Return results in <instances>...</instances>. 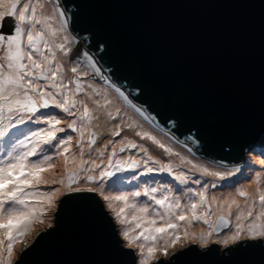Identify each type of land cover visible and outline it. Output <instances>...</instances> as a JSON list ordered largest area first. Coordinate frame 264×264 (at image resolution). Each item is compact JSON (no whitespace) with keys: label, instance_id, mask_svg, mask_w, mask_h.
I'll list each match as a JSON object with an SVG mask.
<instances>
[{"label":"water","instance_id":"95a60500","mask_svg":"<svg viewBox=\"0 0 264 264\" xmlns=\"http://www.w3.org/2000/svg\"><path fill=\"white\" fill-rule=\"evenodd\" d=\"M55 2L80 49L174 141L223 166L264 144V0ZM158 261L264 264V241L189 244ZM13 264H136V256L97 193L81 190L60 198L53 223Z\"/></svg>","mask_w":264,"mask_h":264},{"label":"snow or ice","instance_id":"6c2138e0","mask_svg":"<svg viewBox=\"0 0 264 264\" xmlns=\"http://www.w3.org/2000/svg\"><path fill=\"white\" fill-rule=\"evenodd\" d=\"M47 3L48 0H0V264H13L14 245L22 243L34 225L43 223V217L60 193V188L41 192L38 186L57 183L69 192L86 190L101 195L120 228L122 240L127 247L138 249V264H150L157 253L167 256L169 248L185 241L199 243L202 247L213 242L227 247L243 239L264 240V190L257 188V195L250 197L247 191L238 189L236 195L244 198V205L241 206L235 197L226 198L217 204V208L221 213L227 208V216L216 215L212 220L210 217L214 213L206 192L218 185L215 181L209 184L202 177L225 180L234 173L212 171L183 156H180L181 164L191 165L189 172L192 174L174 172L171 163H163L154 157L144 143L124 136L125 129L132 130L140 141H150L165 154L179 156L151 132L140 130L142 125L139 123L124 121L119 108L115 115L108 111L113 102L105 95L107 89L102 92L88 83L86 87L91 91L86 90L81 75L90 76L92 80L99 77L144 121L152 123L141 108L108 81L87 52L83 53L82 60L78 59L71 68H66L62 60L69 57L75 39L66 34L68 18L61 10L62 6L53 0V12L46 14ZM56 22L58 27L53 26ZM57 39H60L59 43ZM58 53H63V58ZM75 54L80 55L79 48L75 49ZM81 63L89 71L81 73ZM67 72L74 74L73 77L69 78ZM89 101L93 107L89 106ZM51 109L59 111H43ZM96 113L105 114L108 121L121 119V123L111 127V139L107 143L94 148L97 134L91 129L92 121L99 119ZM66 129L79 133L75 146ZM61 133L65 135H59ZM73 147L79 153L78 162ZM85 149L87 159L84 158ZM53 151L55 156L63 158L65 171L58 180L47 181L41 173L55 167L54 156L48 154ZM126 152L131 154L119 155ZM188 152L192 149L188 148ZM70 162L71 168L68 167ZM126 172L131 173L132 181L155 172L168 173L177 185H198L199 190L185 187L182 191L185 199L198 197L199 200L186 206L190 213L186 215L181 198L172 195L171 189L164 186L106 195L105 181L114 186L122 180L118 174ZM196 172L201 178L195 177ZM85 182L93 186L81 189L79 184ZM138 197L147 199L141 203L136 200ZM216 203L213 198L212 204ZM154 206L164 211L159 212ZM199 208L207 210L198 213ZM157 217L162 223H157ZM229 217L234 218V224ZM193 221H203L209 230H202L198 235L184 231L181 236L180 222L190 225ZM221 228L230 234H219ZM214 234L218 235L213 241ZM157 264H163V261Z\"/></svg>","mask_w":264,"mask_h":264},{"label":"rangeland","instance_id":"374dc122","mask_svg":"<svg viewBox=\"0 0 264 264\" xmlns=\"http://www.w3.org/2000/svg\"><path fill=\"white\" fill-rule=\"evenodd\" d=\"M22 2H24V1H22ZM47 5H50V7H49V13L51 14L53 12V0H48ZM57 24H58V22L54 23L53 26L55 27ZM67 33H68V36L74 38V36L72 35V33L70 32L69 29H67ZM59 42H60V39H57V43H59ZM74 46H75V43L72 45V47L70 49V55H69V57L63 58V53H61L62 54L61 57L63 58L62 61L65 63L66 68H71L74 65V63L77 61V59L72 58L73 52L75 50V47ZM80 71H81V73H83L85 71H89V69L87 68L86 65H84L83 63H81ZM73 75L74 74H72L71 72H67V76L69 78H72ZM81 81L85 84V87L87 86L88 83H92L96 88H98L102 92H104V89H107V92L105 93V95H107L108 99L113 102L112 105L108 108V111L112 112L115 115V110L117 108H119L121 110V117H122V119L124 121H127L128 123L137 122L140 125H142V129H140V130L149 131V132H151L152 135H153V133L155 135H157L156 138L158 140H161L166 146L171 147L174 150L175 153H179V156L176 155L178 158H180V156H183V157L186 158V160H192L193 163H195L197 165L207 166L210 169L215 170L217 172H221V173H225V174L228 173V172H233L234 173L233 176H231V177H229V178H227L225 180H222L223 182H221L219 180V178L217 177L218 178V181H215V182L217 183L218 187H216V188H209L208 190H210L211 192L221 191L222 189H220L219 186H221L223 183L229 182L230 180L238 179V182H240V180H243V178L247 174L245 176L241 177V178H237V177H239V175H241L242 172L243 173L245 171L246 172H249L250 169H251L250 167H254L255 168L254 170H257L258 168H260V170H263V172H264V146H262V147H259V146H253V147H251L246 152L245 159H244V164L240 168H237V167H227V166L225 167L223 165H218L216 163H213L212 161L206 160V159H204V158H202V157H200L198 155H195L193 152L189 153L187 147L181 145L180 143H177L176 141H174L168 135H165L162 131H160L156 127H154L152 123L149 124L147 121H144L143 117H141L138 113H135L134 109L130 108L127 104H125L123 102V98L122 97H119V94L118 93H115L114 89L108 88L107 85L104 84V81L101 80L99 77H97L95 80H92L90 76H83V75H81ZM71 87H74V85H71ZM86 89H87V87H86ZM43 111L58 112L59 110L51 109V110H43ZM60 115L63 116L64 114L63 113H60ZM96 115H98V114H96ZM67 119L70 120L71 117H68ZM97 121L98 120L92 121V124L94 122V125H96ZM106 121H107V123L105 124L106 127H112L115 123H121V119H117L116 121H108L106 119ZM61 126L63 127L64 125H61ZM28 127L34 128L35 126L34 125H28ZM91 130L94 133L97 134V144L93 146L94 148L100 147L101 145L107 143L108 139H111V136L108 135V131L109 130H104V129H99L98 130L97 127H94ZM131 132H132V130L125 129L123 135L124 136H127V137H129V139H131L132 136H134L133 133H131ZM66 133L68 135H70V136L73 137L72 144H73V146H75L76 140L79 138V136L76 134V132H72L70 129H66ZM59 135L63 136L65 134L64 133H61ZM85 136L87 137V133H85ZM140 143H142V142H140ZM143 143L145 145H150V147L152 149H154V148L155 149H158V150L160 149V148L156 147L155 145H152L151 142H149V141H143ZM117 147H119V144L117 145ZM72 151L75 152L76 155L79 154L76 151V148L75 147H73ZM149 152H151V151H149ZM48 154L53 155L55 157L54 158V161H53L54 162V165H55L54 168L56 169L54 175L57 176V180H58L64 174V171H65V168L63 170H61L60 169L61 167L59 166V163L63 162L62 161L63 159H59L58 160V164H56L57 159H56L55 153H48ZM130 154L131 153L126 152V153H120L119 155L121 157H123V156H127V155H130ZM84 158L85 159L88 158L87 149H85V157ZM93 158H95V156H93ZM78 161H79V159H77V162ZM97 162L99 163V160H97ZM68 167L69 168L73 167L71 162L69 163ZM185 168L186 169H190L191 168V165L185 166ZM237 169H239V171H236ZM192 172H195V169H192ZM128 173L129 172H126V173H123V174H118V175H121L122 176L121 182L118 183V188L117 189L114 188L115 190L120 191V192H117L118 194H121L122 192L125 193V191H127L126 190V184H127L128 179H129ZM97 174L98 173H93V175H97ZM189 174L191 175L192 173L189 172ZM59 175H61V176H59ZM55 176L52 177V178H49V177L46 176V180L47 181H51V180L55 179ZM143 177H144L145 185H147V186L156 187V186H154L155 184L156 185H160V186H163V185L164 186H167V185H170L172 183V182H169L168 181L169 179H167V177L163 173H161V172H155V173L147 174V175H144ZM195 177L196 178H199L200 177V174L198 172H196L195 173ZM204 181L205 182H208L209 184H211L213 182L212 181V178H209L207 176H206V178H204ZM89 186H93V185H91V184H89L87 182L80 183L79 184V187L80 188H83V189H86ZM73 187H76V186L74 185ZM190 187L193 190H195V185L194 184H192ZM51 188H60V193H64V194L67 193V192H69V191H67L65 188H63L58 183L57 184H48V185H39L38 186V189L41 192L48 191ZM109 188H112V186L109 185L108 181H105V194L106 195H108L106 192L109 191ZM60 193H57V196L55 197V203L51 206V208L49 209V211L43 217V223H37L36 225H34L31 233L29 235L25 236L23 242L22 243H17V245L15 247V250L13 252V256L11 258L12 259V262L17 257V255H18L19 251L22 249V247L25 246L26 244L30 243L36 237V235L39 232V230H41L45 226L51 225L53 223L58 201L64 195V194L61 195ZM95 193H97V192H95ZM97 195L101 199L102 204L106 208V211L111 216V218H112V220H113V222L115 224V228H116V230H117V232H118V234L120 236V228L117 226V224L115 223V221L113 219V216H112L111 212L106 207V202L102 199L101 195H99L98 193H97ZM190 201L192 202L193 199L190 200ZM220 214H222V213L214 214L210 218L212 220H215L216 215H220ZM229 220H230V222H232L231 217H229ZM207 230H209L208 229V226H207ZM219 234H230V233L227 232V229L221 228ZM217 235L218 234H214L211 239L214 241L216 239V236ZM120 238H121V236H120ZM122 244L127 247L126 243L123 240H122ZM189 244H194L198 248H201L202 247L199 243H191L190 241H185L183 244H177L175 247L169 248L168 249V255L167 256H162L159 253H157L156 254V259L153 260V261H151L150 264L157 263L159 257L168 258L171 253H173V252H175V251H177L179 249H182V248L186 247ZM214 244H216V243H214ZM216 245L218 246V249L219 250L222 249L223 247H225L224 245H221V244H216ZM131 249L133 250V252H134V254L136 256V264H138V249H136V248H131Z\"/></svg>","mask_w":264,"mask_h":264},{"label":"bare ground","instance_id":"6f19581e","mask_svg":"<svg viewBox=\"0 0 264 264\" xmlns=\"http://www.w3.org/2000/svg\"><path fill=\"white\" fill-rule=\"evenodd\" d=\"M24 2H26V0H22ZM49 7L50 5H46V14H50L49 13ZM51 9V8H50ZM52 12V11H51ZM59 24H57L55 27H58ZM68 35V33H66ZM75 37V36H74ZM76 38V37H75ZM75 49L76 48H79V53L80 55L77 56L75 54V50L73 52V55H72V58L74 59H81L82 60V57H83V53L84 52H87L85 50H83L82 48L80 49V46H79V43L77 41V43L75 42ZM58 56L61 57L62 54L61 53H58ZM63 62V61H62ZM96 63V62H95ZM97 65V63H96ZM71 67V66H70ZM97 67L99 68V66L97 65ZM100 69V68H99ZM101 70V69H100ZM102 72V71H101ZM105 77L106 75L103 74ZM71 87V85H70ZM87 91H91L90 89H86ZM89 106L90 107H93V105L91 104V102L89 101ZM98 114L99 116V119L96 123V125H94V122L92 124V128L94 127H97L98 130L99 129H104V130H109L108 131V135L109 132H110V129L111 127H106L105 124L107 123L106 119V115L103 114V113H96ZM132 133V132H131ZM78 136H79V133H76ZM68 135V134H67ZM153 135L155 137H157V135H155L153 133ZM131 139H135L136 141L138 142H142L143 141H140L139 140V137H135V136H132ZM150 142V141H149ZM146 147L149 148V151L150 154H152L154 157L160 159L163 163H171L174 168V172H180V171H185V172H189V169H186L185 166H189L188 164H181V161H180V158H178L176 155H172V156H169L167 154L164 153L163 149H152L150 147V145H145ZM154 147V146H153ZM169 147V146H168ZM97 148V147H96ZM50 153H55L54 151L53 152H50ZM50 155V154H49ZM77 156V159H79V154L76 155ZM55 158V157H54ZM56 159H57V162L56 164H58V160L59 159H63L62 157H58L56 156ZM63 162L59 163V166L61 167L60 169L63 170L65 168V164H64V160H62ZM243 163L241 162L239 165L237 166H228V167H237V168H240L242 167ZM73 166V165H72ZM153 167H159V165H153ZM250 171L249 172H242L241 175H239V177L237 178H241L243 176H246L243 178V180H240V182H238V179H234V180H230L229 182L227 183H223L221 186H219L220 189H222L221 191H214V192H211L210 190H207L206 192V196H207V199L209 201V203L211 204V210L214 214H217V213H221L218 208H217V204L219 203H223V201L227 198V199H231L233 197H235L238 201V203L243 206L244 205V199L242 197H238L236 195V192L238 189H242V190H245L249 193V196L250 197H255L257 195V188H260L261 190H264V172L263 170H260V168H258L257 170H254L255 168L254 167H250ZM55 168H52L50 170H48L47 172H44V173H41V176L44 180H46V176L49 177V178H52L54 177L55 175ZM212 170V169H210ZM212 171H215V170H212ZM167 179H169L168 181L169 182H172L170 185H167V186H164L166 188H170L171 191H172V195L174 196H177V197H180L181 198V204H182V209L183 211L185 212L186 215H190V213H188V208L186 207L187 205H190V203L192 202H196L199 200L198 197H193V201L191 202L190 200L188 199H185L184 198V193L182 191L183 188L185 187H190L192 184H188V185H177L175 181H173L172 177L168 174V173H163ZM128 181H127V184H126V192H130V191H140V190H143L144 188L148 187L147 185H145V181H144V177H140L139 180L137 181H132L130 179L131 177V173L129 172L128 173ZM61 176V175H59ZM125 176V175H124ZM209 178H212V181H218V178L217 177H211V176H207ZM201 178V177H199ZM206 178V177H204ZM204 178L202 177V179L204 180ZM55 179H57V176H55ZM221 182H223L222 180H220ZM227 184V185H226ZM195 185V184H194ZM156 187H160V185H154ZM108 188V187H107ZM114 188H118V184H115L114 186H112V188H109V191H107L106 193L108 195H118L117 192H120L118 190H115ZM195 190H199V186L198 185H195ZM213 198L216 199V204H212V200ZM147 198L145 197H138L136 198L137 201L143 203L144 200H146ZM157 208V211L159 212H163L164 210L159 208V206H154ZM207 209L205 208H199L197 211L198 213L201 212V211H205ZM180 210H177V212H179ZM224 215H227V208L224 209V212L222 213ZM232 222L234 224V218H232ZM157 223L160 224L162 223V221L159 220V218L157 217ZM181 224V229H180V235L183 236L184 234V231H188L190 234H199L202 230L204 231H208L207 230V226L203 223V221H193L190 225L186 224L185 222H180ZM17 244L14 245V250H15V247H16ZM14 252V251H13Z\"/></svg>","mask_w":264,"mask_h":264},{"label":"clouds","instance_id":"9594fccd","mask_svg":"<svg viewBox=\"0 0 264 264\" xmlns=\"http://www.w3.org/2000/svg\"><path fill=\"white\" fill-rule=\"evenodd\" d=\"M263 145H264V144H263ZM253 146H259V147H260V146H262V145H260V144H255V145H253ZM253 146H252V147H253ZM243 164H244V162H243Z\"/></svg>","mask_w":264,"mask_h":264},{"label":"trees","instance_id":"16d2710c","mask_svg":"<svg viewBox=\"0 0 264 264\" xmlns=\"http://www.w3.org/2000/svg\"><path fill=\"white\" fill-rule=\"evenodd\" d=\"M219 165V164H218ZM226 167V166H225ZM228 167V166H227Z\"/></svg>","mask_w":264,"mask_h":264}]
</instances>
